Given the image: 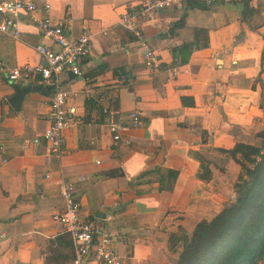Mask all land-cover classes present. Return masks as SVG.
Returning a JSON list of instances; mask_svg holds the SVG:
<instances>
[{"label": "crops", "instance_id": "crops-1", "mask_svg": "<svg viewBox=\"0 0 264 264\" xmlns=\"http://www.w3.org/2000/svg\"><path fill=\"white\" fill-rule=\"evenodd\" d=\"M34 1L38 16L68 23L70 36L89 32L92 49L81 76H62L72 122L57 154L44 140L30 142L49 126L51 94L39 76L10 81L7 74L46 64L39 45L58 47L26 11L17 37L0 31V264H73L70 246L56 241L66 232L53 220L65 206V183L74 185L83 219L127 232L113 243L119 264H173L181 249L173 242L235 198L241 166L224 151L257 144L264 130V0H196L205 7L188 9L183 27L175 24L185 8L136 23L142 39L121 24L140 0ZM196 29L207 30L209 46L182 64L173 49L193 41ZM145 46L157 68L147 65ZM28 86L40 90L14 109L16 87ZM135 110L140 126L121 129L129 143L116 141L111 124L130 126ZM197 154L209 162L210 180L199 177Z\"/></svg>", "mask_w": 264, "mask_h": 264}, {"label": "built area", "instance_id": "built-area-1", "mask_svg": "<svg viewBox=\"0 0 264 264\" xmlns=\"http://www.w3.org/2000/svg\"><path fill=\"white\" fill-rule=\"evenodd\" d=\"M214 1V0H212ZM187 0H140L137 10L127 12L121 17V24L135 30V34L142 39V31L136 23L149 18L155 14H161L165 10L186 6ZM47 4L45 10L49 12ZM39 9L34 0H3L0 2V31L3 33L18 36L19 14L26 11L34 23L39 27L43 36L52 41L58 49L46 44L37 47L46 64H40L35 68L29 65L12 68L8 71L10 81L18 80L23 73L33 74L40 77L41 84L45 88H52L50 99L49 126L43 134L36 136L30 142L39 143L44 140L54 153L60 154L64 144V131L71 125L72 119L69 116L68 101L70 92L61 86L62 76L71 73L81 76L80 62L87 57L92 49L91 35L84 31L79 36H70L68 31L71 26L64 21H55L47 14L42 17L36 14ZM147 65L157 68L159 59L155 51L145 46L144 52ZM179 68L173 69V75H177ZM89 98L94 94L93 88L89 85L86 90ZM101 101L107 97L97 94ZM130 126H120L112 123L110 126L116 141L130 140L123 138L121 129L140 126L141 112H131ZM6 160H0V169ZM83 180L82 177L79 178ZM61 195L65 200L64 208L53 215V220L60 223L66 233H69L73 240L75 259L73 264H83L87 258L94 264H119V258L114 250L113 243L127 240V232L123 229H105L100 224L85 220L80 214L81 204L75 196V187L72 183H65L61 188Z\"/></svg>", "mask_w": 264, "mask_h": 264}, {"label": "trees", "instance_id": "trees-1", "mask_svg": "<svg viewBox=\"0 0 264 264\" xmlns=\"http://www.w3.org/2000/svg\"><path fill=\"white\" fill-rule=\"evenodd\" d=\"M194 7H205L196 0H187L185 14L175 28L185 25L186 11ZM209 46V35L205 29L195 30V39L173 49L185 64L194 50ZM178 52V53H177ZM51 94L52 88H46ZM264 110V103L261 104ZM257 144L237 143L224 151L240 164L241 172L234 184L235 198L211 219L197 223L190 235L179 237L174 246L181 243L180 252L173 264H260L264 261V130L256 134ZM201 162L199 177L212 178L209 162L197 154ZM176 177L177 172L169 170ZM74 248L69 233L56 238ZM173 246V248H174Z\"/></svg>", "mask_w": 264, "mask_h": 264}, {"label": "water", "instance_id": "water-1", "mask_svg": "<svg viewBox=\"0 0 264 264\" xmlns=\"http://www.w3.org/2000/svg\"><path fill=\"white\" fill-rule=\"evenodd\" d=\"M32 90H34V91L40 90V87H37V86H35V87L28 86V87H24V88L16 87L15 95L12 96L9 100V102L11 103L13 108L16 110H19L21 108L22 102H23L26 94Z\"/></svg>", "mask_w": 264, "mask_h": 264}, {"label": "rangeland", "instance_id": "rangeland-1", "mask_svg": "<svg viewBox=\"0 0 264 264\" xmlns=\"http://www.w3.org/2000/svg\"><path fill=\"white\" fill-rule=\"evenodd\" d=\"M260 264H264V261H263V262H261Z\"/></svg>", "mask_w": 264, "mask_h": 264}]
</instances>
